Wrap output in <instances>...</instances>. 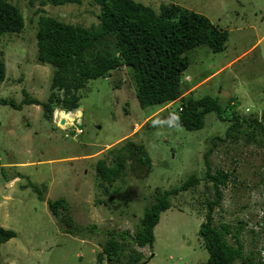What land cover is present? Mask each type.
Here are the masks:
<instances>
[{
  "label": "rangeland",
  "instance_id": "obj_1",
  "mask_svg": "<svg viewBox=\"0 0 264 264\" xmlns=\"http://www.w3.org/2000/svg\"><path fill=\"white\" fill-rule=\"evenodd\" d=\"M10 1L23 8L27 27L18 37L0 38L7 67V78L0 83V100L21 103L26 91L31 98L46 102L54 68L37 59L36 10L41 8L46 15L90 27L97 23L94 12L99 6L88 0L82 5L62 7H31L28 0ZM134 1L157 11L162 3H175L207 16L228 32L225 51L216 54L203 46L189 52L190 66L184 80L190 81L183 84L190 89L185 95L195 90V97L211 96L223 107L235 103L243 116L264 112V0ZM137 88L129 68L90 81L80 92V111L68 114L70 118L60 111L55 115L65 120L62 127L72 120L75 126L81 117L77 127L82 134H76L74 126L58 128L54 115L51 122L46 120L40 106L15 110L0 102V162L11 176L20 174L16 181H6L0 167V226L17 234L0 246V264H135L131 259L135 250L145 255L140 264L208 261L199 230L207 213L205 202L213 199V190L204 180L171 198V208L162 214L155 228L153 248H139L132 240L139 230V220L157 195L179 187L192 175L204 177L209 141L217 135L224 137L228 123L211 113L201 130L173 127L170 114L178 111L181 102L165 109H143ZM127 139L145 147L152 164L150 175L141 177L142 167L133 171L129 161L116 182L99 179L98 160L110 163L113 154L107 150L119 149ZM101 150L105 151L102 156ZM96 153L101 157L93 155ZM12 162L24 164L13 168L9 166ZM210 162L214 173L236 170L228 187L222 189L223 204L215 211V224H231L233 228L240 221L246 224L243 243L247 257L253 241L258 239L252 232L259 231L255 227L264 218V147L242 135L236 142H219ZM61 198L68 207L60 208L56 217L48 201ZM124 231L130 232L127 240L120 237ZM110 234L116 235L121 244L126 243L124 256L113 263L103 255L106 260L100 262L98 256ZM262 237L257 240L258 250L264 244ZM227 241L237 246L229 236ZM241 260L236 264L250 262L247 258Z\"/></svg>",
  "mask_w": 264,
  "mask_h": 264
},
{
  "label": "trees",
  "instance_id": "obj_2",
  "mask_svg": "<svg viewBox=\"0 0 264 264\" xmlns=\"http://www.w3.org/2000/svg\"><path fill=\"white\" fill-rule=\"evenodd\" d=\"M85 1L87 0H28L31 7L82 5ZM88 1L100 9L99 11L96 8L97 13L94 12L97 23H92L90 27L46 15L41 8L35 12L39 15L38 62L54 68L48 100L40 102L24 91L25 99L21 103L6 99L0 102L15 110H22L24 106L30 105L40 106L45 119L51 122L56 109L66 112L80 109V92L90 81L105 78L115 70L129 68L134 73L138 87L137 99L143 109L156 106L165 109L176 101L181 102L178 111L170 114L171 126L198 131L204 128L205 117L215 113L222 122L228 123V128L224 137L217 135L209 141L210 145L204 154V177L192 175L179 187L157 195L139 220V230L132 241L139 248H153L156 240L155 228L160 223L162 214L171 208V198L190 191L204 180L211 183L213 190V199L205 202L206 221L199 230L204 247L209 253L205 264H236L241 259L245 262L246 258L251 261L245 264H261L258 261L259 251L253 261L251 255L246 257L244 254V222L240 221L236 228L231 224H215V211L222 209V189L228 187L236 170H219L214 173L210 158L219 142H236L242 135L251 137L264 147V112L260 115L243 116L236 110L235 103L229 102L223 107L218 99L211 96L195 97V90L185 95L190 88L183 84L189 82L184 80L190 66L189 52L203 46L209 47L216 54L225 51L229 40L228 32L213 24L207 16L175 3H162L157 11L134 0ZM26 27L23 8L10 0H0V38L9 35L18 37L24 33ZM6 78L4 52L0 50V83L5 82ZM130 139L125 140L126 144L119 149L112 147L107 150L110 155L113 154V157L108 155L112 158L110 163L107 160H98L96 167L99 179L108 183L116 182L129 161L133 171L142 167L141 177L150 175L152 164L145 147L131 142ZM1 164L0 162V166ZM1 171L6 181L20 176H11L4 168ZM262 181L264 183V179ZM42 197L43 195L39 196L40 200H43ZM48 206L56 217L59 216L60 208L68 207L64 198L49 200ZM68 225H71L70 222ZM16 235L14 231L0 226V246ZM110 236L103 253L98 256L100 262L105 259L103 255L108 262L113 263L115 259L119 261L124 256L126 243L121 244L116 235ZM129 236V231L120 234L123 240H127ZM228 236H232L237 246L227 241ZM133 254L132 261L140 264L144 254L139 255L137 250Z\"/></svg>",
  "mask_w": 264,
  "mask_h": 264
},
{
  "label": "clouds",
  "instance_id": "obj_3",
  "mask_svg": "<svg viewBox=\"0 0 264 264\" xmlns=\"http://www.w3.org/2000/svg\"><path fill=\"white\" fill-rule=\"evenodd\" d=\"M187 80L188 81H190V79L189 78H187ZM58 111H60V112H64V113H67V114H73V113H76V111H72V112H66V111H63V110H60V109H56L55 110V112H54V120L56 121V120H60V126H58L57 125V127L58 128H60V129H62V130H66V128H68V127H73L74 126V121H73V125H72V123H71V125H69V126H64V127H62V125H61V119H59V118H56L55 119V115H56V113H58ZM77 111H80V110H77ZM81 118V117H80ZM80 118H77L76 119V121H75V126H74V128H75V133L77 134V132H78V130H82V129H80V128H78L77 126L78 125H81L80 124V122H81V120H79ZM65 125V124H64ZM83 133V130H82V132L81 133H78V134H82ZM76 136V135H75ZM1 168H3L2 167V164H1V166H0ZM12 180V179H11ZM11 180H9V181H11ZM206 221V220H205ZM204 221V222H205ZM203 222V223H204ZM258 223H261V224H263V226H261V224L260 225H257L255 228H258V227H261V229H262V232L264 231V218H260V220H258ZM252 231V230H251ZM259 232L260 231H258V232H254V234H256V236L259 234ZM244 234V233H243ZM230 238H231V240L233 241V243H235V241H234V239L232 238V236H229ZM242 241H243V236H242ZM261 249V248H260ZM259 252H260V250H259ZM147 263V262H146ZM146 263H143V264H146Z\"/></svg>",
  "mask_w": 264,
  "mask_h": 264
},
{
  "label": "flooded vegetation",
  "instance_id": "obj_4",
  "mask_svg": "<svg viewBox=\"0 0 264 264\" xmlns=\"http://www.w3.org/2000/svg\"><path fill=\"white\" fill-rule=\"evenodd\" d=\"M253 235H254V233H252ZM256 235V234H255ZM264 235V232L263 233H261V235L259 236V234L256 236L258 239H259V237H262ZM242 236H243V234H242ZM262 238H264V237H262ZM258 239H255V241H253V244H252V246H250V250H248V255H251L252 256V261L253 260H255V258H254V256H255V254L259 251L258 250V248L256 247V245L258 244ZM237 245V244H236ZM244 254H245V247H244ZM257 256V255H256ZM251 261V260H250Z\"/></svg>",
  "mask_w": 264,
  "mask_h": 264
},
{
  "label": "built area",
  "instance_id": "obj_5",
  "mask_svg": "<svg viewBox=\"0 0 264 264\" xmlns=\"http://www.w3.org/2000/svg\"><path fill=\"white\" fill-rule=\"evenodd\" d=\"M56 122H57V125L60 126V120H56ZM72 125H73V122H72ZM81 132H82V130H78V133H81ZM261 226H263V224H261ZM257 230L261 231L262 229H261V227H258ZM258 261L261 264H264V244L262 245V247L260 249V254H259V257H258Z\"/></svg>",
  "mask_w": 264,
  "mask_h": 264
},
{
  "label": "crops",
  "instance_id": "obj_6",
  "mask_svg": "<svg viewBox=\"0 0 264 264\" xmlns=\"http://www.w3.org/2000/svg\"><path fill=\"white\" fill-rule=\"evenodd\" d=\"M263 38H264V37H263ZM263 38H261V39L259 40V42H261V41L263 40ZM80 110H81V109H80ZM122 140H124V138L121 139V140H119L118 142H120V141H122ZM100 152H101L102 154L105 153L104 150H103V151L101 150ZM99 154H100V153H99ZM99 154L96 153V154H93V155L98 156ZM93 155H91V157H92ZM96 156H94V157H96ZM23 164H24V163H13V162H12V163L9 164V166H10V167H13V168L16 167V166H18V167H22ZM34 166H36V165H34ZM3 167H5V166L3 165ZM11 169H12V168H11ZM17 179H19V178L16 177L14 180L16 181ZM146 264H147V263H146Z\"/></svg>",
  "mask_w": 264,
  "mask_h": 264
},
{
  "label": "bare ground",
  "instance_id": "obj_7",
  "mask_svg": "<svg viewBox=\"0 0 264 264\" xmlns=\"http://www.w3.org/2000/svg\"><path fill=\"white\" fill-rule=\"evenodd\" d=\"M58 113H59V112H58ZM63 114L66 115V116H68L67 118H70V116H71V115H68L67 113H64V112H63ZM71 117H72V116H71ZM57 118H58V117H57ZM59 119H61V118H59ZM61 120H64V119H61ZM72 122H73V120H72ZM72 122H71V123H72ZM70 125H71V124H70ZM68 126H69V125H68Z\"/></svg>",
  "mask_w": 264,
  "mask_h": 264
},
{
  "label": "water",
  "instance_id": "obj_8",
  "mask_svg": "<svg viewBox=\"0 0 264 264\" xmlns=\"http://www.w3.org/2000/svg\"><path fill=\"white\" fill-rule=\"evenodd\" d=\"M64 124H65V120H62V121H61V125H64Z\"/></svg>",
  "mask_w": 264,
  "mask_h": 264
}]
</instances>
